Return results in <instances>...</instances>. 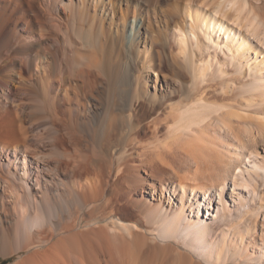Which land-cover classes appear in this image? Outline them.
<instances>
[{
  "label": "bare ground",
  "instance_id": "6f19581e",
  "mask_svg": "<svg viewBox=\"0 0 264 264\" xmlns=\"http://www.w3.org/2000/svg\"><path fill=\"white\" fill-rule=\"evenodd\" d=\"M143 1L144 12L141 0H0V261L18 253L12 264H155L152 239L169 255L160 264H264V153L252 148L264 141V0H182L190 34L180 0ZM155 45L174 75L190 74L178 114L162 107L176 84L155 68ZM209 51L227 57L215 58L216 70L232 76L217 83L236 100L209 101ZM129 77L136 101L120 105L117 82ZM18 89L28 103L11 112L1 104ZM37 128L57 154L68 144L88 156L33 167L26 157L40 155L29 143ZM140 129L168 136L194 167L171 192L139 173L160 147ZM125 206L147 221L125 216Z\"/></svg>",
  "mask_w": 264,
  "mask_h": 264
},
{
  "label": "rangeland",
  "instance_id": "374dc122",
  "mask_svg": "<svg viewBox=\"0 0 264 264\" xmlns=\"http://www.w3.org/2000/svg\"><path fill=\"white\" fill-rule=\"evenodd\" d=\"M161 1H164L163 2V4L165 5V4H167V2H165V1H167V0H161ZM144 1L143 0H141V3L139 4V6H138V8H139V10H141L142 12H144V10H145V7L147 6L148 7V4H145V2L143 3ZM174 1L172 0L170 3H171V5H173L174 3H173ZM150 5V4H149ZM184 6V2H182V0H180V2H178V6L181 8V12H180V14H179V18L180 19H184L183 18V16L185 17V15H184V12L182 11L183 10V6ZM151 6H152V4H151ZM144 8V9H143ZM183 12V13H182ZM152 13V12H151ZM181 15V16H180ZM152 19V18H151ZM158 19V18H157ZM152 21H153V23L155 22L153 19H152ZM184 21V23H185V31H186V33L188 34H190V27L188 26V21H187V19L185 18V20H183ZM188 27H189V29H188ZM262 29V28H261ZM261 29H260V31H261ZM170 29H168L167 30V39H168V41H169V45H170V43L172 44V43H174V44H172L171 46H172V48L173 49H175L176 47V49L175 50H177L178 49V44H176L177 42H176V38H175V36H174V34L172 33V30H170ZM262 33V32H261ZM172 34V35H171ZM262 35V34H261ZM171 37V38H170ZM175 39V40H174ZM175 47H174V46ZM159 47V45H155V47L154 48H151L152 50H151V52H150V57H152V60H153V63H154V66H155V68L156 69H160V67H161V70L162 71H164L165 70V72L166 73H168L169 75L170 74H172L171 76H173L174 75V73H172L171 72V70H169L170 68L169 67H167V66H170L171 64H169V61H166L165 59L163 60V56H162V58L160 59V57H159V55H157V54H161V53H159L160 52V49L161 48H158ZM142 48V47H141ZM156 49V50H155ZM159 49V50H158ZM168 50V49H167ZM175 50H173V51H175ZM178 51V50H177ZM209 54H211V56H212V60H213V66H212V68H211V71L213 70V71H215L216 70V68L218 67V62L221 60H227V57L226 56H224V55H221L219 52L218 53H215V52H212V51H209ZM215 54V55H214ZM158 56V57H157ZM211 56H210V58H211ZM215 56V57H214ZM223 56V57H222ZM251 56H253V54H251ZM215 58H219L220 60H217V62H216V60H215ZM158 65V66H157ZM163 68V69H162ZM184 68H182L181 70H180V72H178V75L176 76V75H174V78H172V77H170V78H172L171 80L173 81H171L170 79V81L172 82V83H175L176 84V86H175V88H174V96H173V94H172V96L173 97H171V100L172 101H170L169 99H170V97H167L165 100H164V103H163V105H162V107H164V108H166L167 106V104H172L173 106H174V110H176L175 111V114H178V110L176 109V107H175V105L179 108V107H182V109H183V107H184V105L185 104H187L186 102H189V100L184 96V95H186V88L185 87H187L186 85H189V83H191L190 82V74L188 73V71L186 70H183ZM141 68H140V66L138 65V64H136L135 65V68H133V74H134V76H137V75H139L140 73H141ZM167 70V71H166ZM131 71V70H130ZM221 72L220 71H215V74H213V75H211L210 77H211V80L209 81L208 80V82L206 83L207 85H209L208 86V88H207V90H208V93H207V96H208V98H209V96H210V98H209V101H211V102H213V103H215V104H217V105H222V104H224V102L226 101V99H225V97H223V95H222V92H220V90H221V88H220V84H218L217 82L219 81V80H222L223 78H225V76H227V77H230V76H232L231 74H232V71H231V69H227V67H225V73L223 74L224 75V77L222 76V73L220 74ZM182 74V75H181ZM217 75V76H216ZM230 75V76H229ZM183 76V77H182ZM219 76H221V77H219ZM153 77V76H152ZM226 77V78H227ZM247 78L249 79V75L248 76H246V77H244L243 79L245 80V83H246V81L248 82V80H247ZM128 79V78H127ZM178 79V80H177ZM243 79H241L240 81H234V83H233V86L234 87H239L240 89H242L243 88V83H244V80ZM135 80V81H134ZM218 80V81H217ZM179 81V82H178ZM180 81H181V83H180ZM216 81V82H215ZM128 82L130 83V84H128V83H126V82H124V81H121L120 80V82L118 81L117 82V88H119L118 89V91H117V97H118V103L121 105V104H124V102L127 104V105H129V104H131V103H133V102H135L136 101V79L135 78H133L132 79V77L130 78L129 77V79H128ZM177 82V83H176ZM184 82H185V84H184ZM220 82V81H219ZM121 85H120V84ZM180 83V84H179ZM183 83V84H182ZM216 83V84H215ZM236 84V85H235ZM240 84V85H239ZM180 87H179V86ZM218 85V86H217ZM239 85V86H238ZM131 87V88H130ZM179 89V90H178ZM183 91H182V90ZM19 91H17V90H15L14 91V94H13V99L11 100V99H8V98H5V99H3V103L1 104V105H5L4 107H7V105L8 106H10V107H7L8 108V110L9 111H11V112H14V111H12L13 109H16V108H19L17 105H18V103H20L21 101H24V99H22L24 96H26V91L24 90V89H18ZM22 90V91H21ZM181 90V91H180ZM218 92V94H220V95H218L217 94V92ZM0 92H3V90H1V88H0ZM182 95H181V94ZM235 94L236 95H239V93H236V92H234V91H232L231 92V95L229 96V99H228V101H226V102H230V100H236L239 96H235ZM119 95H121V96H119ZM213 95V96H212ZM133 96V97H132ZM194 96H195V93H194ZM224 98V99H222V97ZM19 98V99H18ZM122 98V99H121ZM131 98V99H130ZM169 98V99H168ZM182 99V100H181ZM187 99V100H186ZM18 100V101H17ZM28 100L26 99V101H24V103L22 104L23 106L26 104V103H28L27 102ZM38 100H36V101H34V100H29V102L31 103V104H34V106H35V108H37V109H42L43 108V106H42V104L40 103V102H37ZM123 101V102H122ZM167 101H169V102H167ZM177 101V102H176ZM37 102V103H36ZM179 102L181 103V104H179ZM183 102V103H182ZM184 102H185V104H184ZM217 102V103H216ZM173 103H175V104H173ZM183 104V105H182ZM21 105V106H22ZM39 105V107H37V106ZM41 105V106H40ZM22 106V107H23ZM24 107H26V105L24 106ZM23 107V108H24ZM4 109V108H3ZM11 109V110H10ZM19 109H21V107L19 108ZM149 109V110H148ZM150 109H151V105H148V103H145V105L144 104H142L140 107H138V114H137V117L140 119V120H142V121H145V120H147L148 118H150L149 117V114H151L150 112ZM157 109V108H156ZM232 109V108H231ZM230 109V110H231ZM237 109V108H236ZM17 110V109H16ZM15 110V111H16ZM174 110H173V112H174ZM233 111H236L234 108L232 109ZM147 111V112H146ZM142 115V116H141ZM148 115V116H147ZM145 116V118L146 119H144L143 117ZM140 117H142V118H140ZM148 117V118H147ZM144 119V120H143ZM126 120V118L124 119V121ZM238 123V121H236L235 122V125H238L237 124ZM39 129V130H38ZM149 130V129H148ZM147 129H142V131H143V133H142V131H141V129L139 130V136H140V138H142V137H145V138H142V140L144 141V142H146L147 143V141L148 142H153V140H155L156 142H157V144H156V142H153L154 143V145L156 144L157 146H159L158 145V143L160 144V147H159V149H158V147L157 148H155L154 150H153V148H152V151L150 150L149 152H150V154H149V156L151 157V158H148V160L146 161V163H145V165L144 166H142V167H140V169H139V173L143 176V178H145V179H149L150 180V177H154L155 178V181L157 182V184L158 183H160L159 181H161V180H163V181H165V183H166V186L168 187V190H169V192H171L172 191V188H173V185L174 184H178V182H177V179L176 178H178V176L177 175H179V176H182V175H185V174H187V172H188V170L189 171H191L190 173H192V171H193V169H194V167L193 166H191V168H192V170H191V168L188 166L190 163H191V161H190V159H188L189 157H188V155L186 154V153H183V152H185L184 150H182L181 148L182 147H180L179 145L178 146H175V145H171V147L170 146H168V145H170V138H168V136H166V137H164V136H160V138H158V139H154L155 137H152V135H153V131L151 130L150 132L148 131ZM35 131V132H34ZM33 132H32V134L30 135L31 137H30V141H29V143H30V145H31V147L34 149L35 147H36V151L38 152V154H40L38 157H36V156H34V155H31L32 153H30V155L28 154V153H26L25 152V154L24 155H27L28 154V156L26 157L27 159H32L31 161H32V166L33 167H36V165H38V168L40 169V168H44V167H46L47 165H49L51 168L52 167H54V165H56L58 162V160H71L72 162H77V161H84V159L88 156V153L84 150H81V148L80 147H75V146H72V145H68L67 144V146H66V151L64 152V153H60V154H57L56 152V150H54V149H52L51 147H50V145H49V143H50V140H49V138L50 137H48V135L50 136V132H46L45 130H43V129H40V128H37V129H35ZM41 131V132H40ZM146 131V132H145ZM44 132V133H43ZM40 133V134H39ZM42 133V134H41ZM45 133H46V135H45ZM152 134V135H151ZM143 135H146V136H143ZM151 137H152V140H151ZM148 140H147V139ZM168 138V139H167ZM217 138H218V136H217ZM145 139V140H144ZM150 139V140H149ZM158 140V141H157ZM168 141V142H167ZM169 143V144H168ZM262 143V144H261ZM164 144V145H163ZM35 145V146H34ZM37 145V146H36ZM151 145L153 146V144L151 143ZM162 145V146H161ZM262 145H264V141L263 142H260V141H258L257 143H255L254 145H253V150H256V152L255 153H258V154H261V155H263V153L264 152H262V151H264V150H262V148L261 147H264V146H262ZM164 146V147H163ZM162 147V148H161ZM168 147H169V149H168ZM172 149V150H171ZM167 150V151H166ZM153 151H155V153L153 152ZM152 154V155H151ZM171 154V155H170ZM186 154V155H185ZM160 155V156H159ZM35 158H34V157ZM49 156V157H48ZM57 156V157H56ZM164 156V157H163ZM55 157V158H54ZM70 157V158H69ZM75 157V158H74ZM84 157V158H83ZM161 157V158H160ZM163 157V158H162ZM171 157V158H170ZM42 158V159H41ZM173 158V159H172ZM21 160H22V157H21ZM76 160V161H75ZM41 161V162H40ZM56 161V162H55ZM43 162V163H42ZM172 163V164H171ZM192 164V163H191ZM45 165V166H44ZM167 165V166H166ZM146 166V167H145ZM187 167H188V170H187ZM138 168V167H137ZM144 170H143V169ZM146 168V169H145ZM149 168V169H148ZM45 171V169H43V174L46 176V177H49V176H47V174L48 173H46V172H44ZM145 171V172H144ZM183 171V172H182ZM189 172H188V174L187 175H189L190 174ZM177 176V177H176ZM173 184V185H172ZM141 195H143V192H139ZM134 196V195H133ZM157 196V195H156ZM165 197H167V194L165 193ZM6 198H7V196H5V194H4V199L6 200ZM176 199L177 200H179V194H177V197H176ZM165 206H166V203H165ZM124 208V207H123ZM128 208V209H127ZM126 208V206H125V208L124 209H122L124 212V215L126 216V214H127V216L129 217V218H131L132 220H140V221H142V222H145V221H147V219H145L141 214H140V212L138 213V211L136 210V209H132V208H129V207H127ZM160 212H162V211H160ZM80 213L82 214V212L80 211ZM139 214V215H138ZM133 216V217H132ZM84 218H87V217H84ZM144 218V219H143ZM145 220V221H144ZM152 219H150V222L148 223V224H145V225H147V227H149V226H154V224H153V221L154 220H152ZM147 223V222H146ZM150 224V225H149ZM152 228V227H151ZM151 238V237H150ZM154 242V243H153ZM150 244H152L153 246H158L157 247V251H153V252H150V256H149V259H150V261L151 262H153V263H155V264H160L159 263V261L160 262H164V260H166V259H168L167 257H169V255L167 254H164L162 251H163V247H161V245L157 242V241H154V240H152V239H150ZM164 245V244H163ZM158 248H160V249H158ZM142 252H144V251H142ZM145 253V252H144ZM22 254V253H21ZM143 254V253H142ZM163 254V255H162ZM18 253L16 254H14L13 256H11V257H9V258H6V259H3V260H1L0 261V264H12L14 261H16V259L18 258ZM162 256V257H161ZM159 257L161 258L160 260H159ZM164 257H166V258H164ZM149 261V263H151ZM155 261H158V263H156Z\"/></svg>",
  "mask_w": 264,
  "mask_h": 264
}]
</instances>
